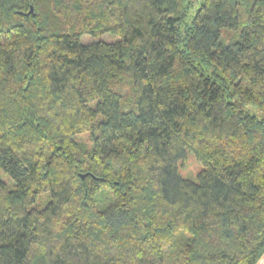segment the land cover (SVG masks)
<instances>
[{
	"label": "trees",
	"instance_id": "16d2710c",
	"mask_svg": "<svg viewBox=\"0 0 264 264\" xmlns=\"http://www.w3.org/2000/svg\"><path fill=\"white\" fill-rule=\"evenodd\" d=\"M0 171V264H259L264 0H0Z\"/></svg>",
	"mask_w": 264,
	"mask_h": 264
},
{
	"label": "rangeland",
	"instance_id": "374dc122",
	"mask_svg": "<svg viewBox=\"0 0 264 264\" xmlns=\"http://www.w3.org/2000/svg\"><path fill=\"white\" fill-rule=\"evenodd\" d=\"M120 40H121L120 36L112 33H105L97 37H94L92 35H83L81 37V43L84 45H89L99 41H103L106 43H114ZM179 167L182 176L189 179L196 178L197 174L204 169V165L201 162H199L192 154H188L186 160L180 162ZM0 179L6 182L7 184H9L10 187H12L14 184V181L10 179L8 175L2 173L1 171H0Z\"/></svg>",
	"mask_w": 264,
	"mask_h": 264
},
{
	"label": "crops",
	"instance_id": "0c3cea01",
	"mask_svg": "<svg viewBox=\"0 0 264 264\" xmlns=\"http://www.w3.org/2000/svg\"><path fill=\"white\" fill-rule=\"evenodd\" d=\"M259 264H264V256L262 257L261 261L259 262Z\"/></svg>",
	"mask_w": 264,
	"mask_h": 264
}]
</instances>
